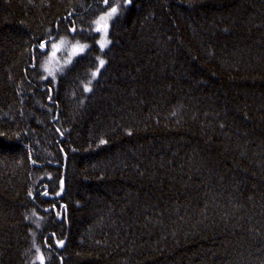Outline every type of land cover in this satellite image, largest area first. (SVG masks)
<instances>
[{"label":"trees","instance_id":"obj_1","mask_svg":"<svg viewBox=\"0 0 264 264\" xmlns=\"http://www.w3.org/2000/svg\"><path fill=\"white\" fill-rule=\"evenodd\" d=\"M0 264H264V0H0Z\"/></svg>","mask_w":264,"mask_h":264},{"label":"rangeland","instance_id":"obj_2","mask_svg":"<svg viewBox=\"0 0 264 264\" xmlns=\"http://www.w3.org/2000/svg\"><path fill=\"white\" fill-rule=\"evenodd\" d=\"M108 13L102 15L96 22V28L101 33L100 47L101 43L108 41L101 49H105L109 45L110 25L118 12L111 18L101 19L102 17H107ZM53 45L54 47H51L49 58L44 66L47 78H55L57 73H60L68 64L73 62L77 56L79 57L83 54L87 48V45L72 43L67 38L60 39V41L55 42Z\"/></svg>","mask_w":264,"mask_h":264},{"label":"snow or ice","instance_id":"obj_3","mask_svg":"<svg viewBox=\"0 0 264 264\" xmlns=\"http://www.w3.org/2000/svg\"><path fill=\"white\" fill-rule=\"evenodd\" d=\"M107 2H108V0H105V3H107ZM126 2L130 4L132 2V0H126ZM116 13H117V8L112 7L111 11L108 13V16L102 17L101 19L111 18ZM105 43H108V41H105ZM105 43H101V48H103L105 46ZM40 47H43V45H41ZM100 64H101V66H103L104 61L100 60ZM101 143H105V141H101ZM57 244L62 246L63 241H57Z\"/></svg>","mask_w":264,"mask_h":264}]
</instances>
